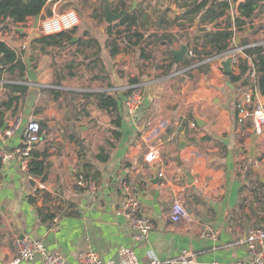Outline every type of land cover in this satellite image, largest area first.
<instances>
[{
	"label": "crops",
	"instance_id": "0c3cea01",
	"mask_svg": "<svg viewBox=\"0 0 264 264\" xmlns=\"http://www.w3.org/2000/svg\"><path fill=\"white\" fill-rule=\"evenodd\" d=\"M66 1L49 0L48 5L55 4V7L46 6L41 16L57 13L56 4ZM121 1L130 10L136 3L133 11L140 10L138 31L145 34L144 41L153 34H157L158 38L167 35L172 45H150L148 49L154 45L157 47L150 61L139 59V47L110 58L106 48L108 27L105 26L110 25L106 23V18L89 19V23L83 27L81 21L80 26L74 30L77 33L74 41L92 38L100 43L105 67L109 72V84L113 88H109V84L100 89L92 86L93 78L96 77V74L92 75L96 72L94 68H78V75L67 78L65 87H56L53 85L54 74L50 84L44 80L43 67H36L39 59L48 56H39L32 63L38 74L36 85L24 84V79L18 81L16 76H6L7 80L0 81V100L8 93L4 88L5 83L24 84L30 88L23 110L19 113L25 119L24 128L12 138H5L4 129L0 130V153H12L22 147L28 125L39 123L44 133L40 148H50L46 180L48 191L63 195L60 208L56 206L54 209L60 212L70 204L75 207L70 215L63 216L60 213L53 222H42L28 200L26 172L21 170L16 160L4 163L0 170V208L6 205V213L0 218V264L16 263L11 243L14 237L21 238L22 235L23 238L41 240L49 250L59 251L66 264H79V255L88 251L97 253L106 264H145L148 252H153L161 260L174 259L183 250L192 251L197 264H229L250 258L246 247L240 242L251 229L259 227L258 216L264 217V210L255 201L256 194L264 190L261 187L264 184V134H256L254 138L256 132L253 120L240 113L246 89L234 85L235 99L230 100L227 85L230 81L220 59H207L193 65L186 63L190 48L196 47L195 39L200 34L198 29L204 26L199 27V19L194 24L179 20L172 26L164 22L176 21L181 15L182 2L109 0L111 10L114 11L118 4H122ZM234 15L235 12H229L219 24L224 26L228 17L233 21ZM90 22L105 25L96 34L91 30ZM117 23L112 25L115 27ZM179 23H184L185 29L179 27ZM254 26L256 31L249 40L264 42V12L254 20ZM213 27L208 25L205 29L211 30ZM79 28L84 31L83 35L79 34ZM135 30L136 27L133 28ZM248 35L250 31L245 35L238 34L242 40L248 38ZM36 37L37 34H32L24 24H10L6 28L0 25V41L22 54L25 62L30 58L31 43ZM188 45L190 47L185 62H176L172 52ZM87 51L95 50L88 47ZM166 65H172V73L159 77ZM89 73L92 77L86 80ZM191 75L192 78L189 77ZM136 77L140 79L139 84L143 85L146 101L137 122H134L128 116L124 101L130 86V82L129 85L125 83ZM223 77L227 79L224 84ZM56 88L80 93L110 91L120 99V110L124 117L122 140L116 144L107 164H96L99 176L95 193L79 192L75 188L77 175L85 171L78 165L77 146L65 140L64 133L73 124V121L67 119L68 109L60 106L61 101L52 100L48 92ZM97 112L102 113L92 107L90 116L79 122L80 132L96 150L111 140L112 129L110 118L108 137L97 147L93 145L92 136L100 133V121L95 116ZM12 118L10 116L8 122ZM184 122L187 127L182 130ZM173 135L178 136L177 140L169 142ZM156 144L162 147L160 161L154 165L146 164L144 156L149 147ZM156 167H160V173L165 176L160 184L153 185L149 181L154 179ZM184 168L189 169L195 179L192 185L188 183ZM250 172L252 175H249V180L246 174ZM126 177L135 180V190L141 201L140 213L150 219L154 226L146 241L135 240L137 231L119 213L121 191L118 183ZM248 181L256 187L255 194L251 192L252 186L249 188L247 185ZM175 199H180L187 207L192 219L190 223L175 224L171 220L170 211ZM42 205L40 202L39 206ZM206 227L218 231L215 240L200 237ZM20 264L46 263L38 258Z\"/></svg>",
	"mask_w": 264,
	"mask_h": 264
},
{
	"label": "trees",
	"instance_id": "16d2710c",
	"mask_svg": "<svg viewBox=\"0 0 264 264\" xmlns=\"http://www.w3.org/2000/svg\"><path fill=\"white\" fill-rule=\"evenodd\" d=\"M170 1L173 4H179L180 2L182 4L180 5L181 15L176 18V21H164L168 26L174 25V22L179 20H186L194 24L196 19H199V27L201 25L204 26V28L198 29L200 34L195 39L196 47L189 50L195 56L189 55L186 62L188 65L218 57L230 51L233 47V41L239 33L245 35L250 31L248 38L243 39L241 43L242 45L249 44L251 42L249 37L256 31L254 20L264 12V0H236L235 2L231 0L217 2H213L212 0ZM48 2L49 0H0V25L6 28L10 24H25L32 21L36 16L42 14ZM233 5H236V8H233ZM122 10L127 11L130 8H127L122 3L118 4L113 12L119 13ZM231 11L235 12L234 20L232 21V18L228 17L226 24L224 26L220 25V20ZM93 18L102 20L106 18L105 1H103L102 12H94ZM139 22L140 10L137 9L119 20L117 26H108L106 48L108 49L110 58H116L123 52L128 53L139 47V59L141 61H150L157 49L156 45L152 49H148L150 45L154 43L172 45L167 35L158 38L157 34H153L148 36L146 41H144L146 38L145 34L138 31ZM208 25L214 27L211 30L205 29ZM178 26L185 29L184 23H179ZM135 27L136 30L133 31ZM73 32L52 36L40 35L34 38L31 43L32 53L30 59L32 63H35L36 58L39 56H52L54 59L57 54L65 51V49L75 48L70 53L72 55L70 62L57 66L55 69L53 85L56 87H65L67 78H74L78 75V68L83 70L99 68L101 71H105V62L102 57L100 43L92 38H88L86 41L80 39L74 41ZM152 38L155 39L152 41ZM122 45L124 49H122ZM88 47H92L95 50L90 55L86 53V48ZM189 47L190 45H188ZM245 54L254 60V66L257 71L255 84L250 83V67L242 59L240 60L238 69L232 75L227 76V78L230 83L243 89H248V87L255 85L260 97L264 99V44L247 49ZM172 71V65H166L159 77L169 76ZM26 72V62L23 55L12 49L7 43L0 41V81L7 80L6 76H16L18 81H23ZM129 82L130 85L138 84L140 83V79L137 77L131 78ZM108 87L113 88L112 84H109ZM4 88L8 93L0 100V130L6 128L8 114L14 117L23 110L25 98L30 91V88L24 84L5 83ZM48 92L52 100L55 102L61 101L60 106L68 109L69 114H67V119L73 121V124L70 130L64 133L65 140L67 143L77 146L78 165L86 172H84L86 179L97 181L99 172L96 164H107L111 160V152L116 148V144L122 140L124 117L120 110V99L116 93L110 91L80 93L56 88L49 89ZM126 93L128 95V92ZM92 107L105 112L111 118V140L106 141L97 150L93 148L89 140L80 132L79 126L80 119L90 116ZM237 113H239V109H237ZM186 127L187 123L184 122L182 130ZM38 138L39 141L36 145H33L30 153V173L45 182L49 172L48 158L50 157V148H40V141L44 138V133L41 132V129L38 133ZM25 145L23 138L22 147ZM3 165V159L0 157V170ZM250 174L252 175L251 172L246 174L248 179ZM261 187L264 189V184ZM75 188L79 192H86L85 189L79 187L77 184H75ZM251 192L252 194L257 192L254 185ZM28 200L36 209L39 219L44 223L53 222L60 213L63 216H67L75 211L74 205L70 204L65 210H60V212L58 210L56 212L60 208V201L63 200L62 193L59 197L54 198L53 194L49 191H40L37 198L28 196ZM53 201L56 203V210L50 206V202ZM255 201L264 210V190L256 194ZM40 202L43 204L41 207L39 206ZM259 216L257 226L264 227V217L260 218Z\"/></svg>",
	"mask_w": 264,
	"mask_h": 264
},
{
	"label": "built area",
	"instance_id": "2783aa9c",
	"mask_svg": "<svg viewBox=\"0 0 264 264\" xmlns=\"http://www.w3.org/2000/svg\"><path fill=\"white\" fill-rule=\"evenodd\" d=\"M99 1V0H92ZM234 20V19H233ZM30 22V21H29ZM25 23L24 25L32 34L52 36L61 33H69L78 28L81 24V19L77 11L68 10L63 13H55L41 18L39 27L35 30L34 25ZM264 42L251 41L247 45H236V39L233 41V47L225 54L208 59H220L224 62L228 59L232 61L233 70L238 69L240 60L246 61L250 67V83H254L257 79V71L254 66L252 57L245 54L247 49L262 45ZM27 45V44H25ZM190 56H195L193 52H189ZM197 66V65H195ZM193 66L192 68H194ZM128 95L125 98L124 106L128 116L137 122L140 111L144 107L146 94L144 93L142 84L130 85L127 90ZM240 113L246 115L253 120V128L257 135L264 134V104L261 101L260 94L255 85L248 87L243 95L242 104L240 105ZM25 125L23 115L17 114L7 124L3 135L5 138H12L17 135ZM195 126V124H193ZM41 127L39 123H30L24 133V147H20L12 153H0L3 163L10 160H16L20 164L21 170L26 172L25 188L29 197L37 198L40 191H48L46 181H41L30 173V153L33 145L39 141L38 133ZM178 138L173 135L169 142H174ZM161 145H151L144 156V162L149 165H154L160 161ZM162 178L165 176L161 174ZM76 184L85 189L86 192L95 193L97 191V183L94 180L86 179L83 173H79L76 177ZM118 188L121 191V199L119 205V213L123 215L130 225L137 231L135 235L136 241H146L152 232L154 226L150 219L144 217L140 213L141 201L138 192L135 190V180L129 177L122 178L118 183ZM59 194H53L57 198ZM51 207H56L55 201L50 202ZM171 220L175 224L190 223L191 215L187 207L180 199H175L170 211ZM218 236V231L212 227H206L200 237L203 239L215 240ZM244 245L249 253V259L246 261H237L229 264H264V227H256L251 229L246 238L240 242ZM12 249L16 256V263L33 262L38 258L44 260L46 264H66L63 255L57 250H49L46 245L37 239L31 237H14L12 239ZM79 264H106L100 256L88 251L82 253L78 257ZM145 264H197L195 255L192 251L183 250L182 253L174 259L161 260L153 252H148L147 262ZM219 264V263H213Z\"/></svg>",
	"mask_w": 264,
	"mask_h": 264
},
{
	"label": "rangeland",
	"instance_id": "374dc122",
	"mask_svg": "<svg viewBox=\"0 0 264 264\" xmlns=\"http://www.w3.org/2000/svg\"><path fill=\"white\" fill-rule=\"evenodd\" d=\"M54 7H55V4L47 5V8H54ZM56 8H57L56 9L57 13H63V12H66L68 10L77 11V13L80 16L81 21H83L82 22V27H83V25H86L85 23H87L89 19H95V18H93L94 12H96V13L102 12L103 0H99L97 4H95L92 0H68L66 2L56 4ZM90 23H92L91 30L94 31L96 34H99L100 28H102L105 25L104 23L102 25H98L95 22H90ZM32 24L34 25V20H32ZM105 26L108 27L107 25H105ZM87 28H89V27L87 26ZM79 29H80L79 34L83 35L84 31H82V28H79ZM106 30H107V35H108V28H106ZM76 34H77L76 31L73 32V36H75ZM72 50H75V48L65 49V51H62L60 54L56 55V57L54 58L55 60L53 59V57L48 56V57H44L42 59H39L36 62V67H38V68L43 67V71L45 72V75H44L45 81L49 82L50 84L52 83V81H53L52 75L54 74L56 67L60 66V65H64V63L70 62V60L72 59V55L70 54L72 52ZM87 53L89 54V53H91V51H87ZM109 61L110 60L108 59V64H109ZM123 62L124 61H122V63ZM117 64H118V61H116L115 65H117ZM119 66H122V64L115 66V67H119ZM94 69H96V70H93V71H96V72H93L92 75L96 74V77L93 78L92 86L95 87L96 89H100L99 87H101V86H105V85L107 86L110 82L109 72L107 70V67H105V71H101L99 68H94ZM135 74H137V72H135ZM92 75L89 73L88 75H86L85 79L90 80ZM189 77L192 78V75ZM223 78L224 79L222 80V84H224L225 81L227 80L225 77H223ZM128 83H129V81L127 80L125 84H128ZM144 93H145V91H144ZM95 114H96L95 116H97L99 118V121H100V125H99L100 133H95L94 134L95 136H92V141H93V145L95 147H97V145L99 143H102L103 140L105 141L106 137H108L109 132L107 133V130L110 128L109 127L110 126V117L104 112H102L101 114L99 112H97ZM247 185H249V188L251 186H253L250 183V181H248Z\"/></svg>",
	"mask_w": 264,
	"mask_h": 264
},
{
	"label": "water",
	"instance_id": "95a60500",
	"mask_svg": "<svg viewBox=\"0 0 264 264\" xmlns=\"http://www.w3.org/2000/svg\"><path fill=\"white\" fill-rule=\"evenodd\" d=\"M213 2H217V1H222V0H212ZM232 2H235L236 0H231ZM136 8V3L134 4V7L132 10L130 11H125L122 10L119 13H114L111 8H110V2L109 0H105V12H106V23L108 25H112L116 22H118L119 20H121L124 16L129 15L134 9ZM233 8H236V5H233ZM42 16H36L33 20H34V28L35 30L38 29L40 21H41ZM40 35H37V37H39ZM242 42V38L240 36L236 37V45H240ZM188 53V47L183 46L181 48V50L179 51H173L172 54L174 55V60L178 63H184L185 62V57ZM139 69H141V65L138 64ZM26 68H27V75L24 78V84H28L30 86L36 85L38 82V74L36 72V70L33 68L32 65V61L30 58H28L26 60ZM223 68L225 71V74L227 76L232 75L233 73V67H232V61L230 59L226 60L223 62ZM141 75H143V73L141 72ZM228 95L230 100L232 101L234 98V90L236 89V86H234L232 83L228 82ZM262 103L264 104V99L261 98ZM7 119H10V114L8 115ZM197 122L199 123V120L197 119ZM254 138L256 137V133L253 136ZM36 145V144H34ZM255 149V145L253 146L252 150L254 152ZM184 173L188 178V183L189 185H192L195 181L194 177L192 176L191 172L189 169L184 168ZM154 174L155 177L154 179L150 180L149 183L155 185V184H160L162 182V176L160 173V167H156L154 169ZM6 207V205H5ZM2 207L0 208V218L3 216L4 213H6V208ZM19 215V214H18ZM20 216V215H19ZM21 238H23V235L21 236Z\"/></svg>",
	"mask_w": 264,
	"mask_h": 264
}]
</instances>
